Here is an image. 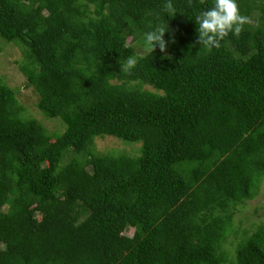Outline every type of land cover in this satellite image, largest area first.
<instances>
[{
    "label": "trees",
    "instance_id": "trees-1",
    "mask_svg": "<svg viewBox=\"0 0 264 264\" xmlns=\"http://www.w3.org/2000/svg\"><path fill=\"white\" fill-rule=\"evenodd\" d=\"M166 2L0 0L39 113L0 77V264H264V222L234 223L264 178V0H237L249 22L210 52L214 0Z\"/></svg>",
    "mask_w": 264,
    "mask_h": 264
},
{
    "label": "rangeland",
    "instance_id": "rangeland-1",
    "mask_svg": "<svg viewBox=\"0 0 264 264\" xmlns=\"http://www.w3.org/2000/svg\"><path fill=\"white\" fill-rule=\"evenodd\" d=\"M130 44H133L138 54L143 55L146 53L145 48L141 45L138 46L136 42H130ZM0 47V77L3 78L8 86L19 88L20 95H18V99L20 101H25L26 97L30 98V101L26 102L28 103V105H26L28 113L38 118L39 113L31 103V101H34V94L24 85L25 80L18 71V62L21 61L22 57L21 50L15 45L6 43H0ZM54 124L53 122H48L47 127L52 128ZM139 145L141 144H125L111 137L95 140V149L100 153L113 152L116 154L122 153L129 156H136L138 154ZM260 221L264 222V178L261 181L257 196L253 200L248 201L244 208L236 213L234 218L235 226L240 230L256 225ZM131 234L132 230H127L125 232L126 236H131ZM231 240L232 237L230 238V241Z\"/></svg>",
    "mask_w": 264,
    "mask_h": 264
},
{
    "label": "clouds",
    "instance_id": "clouds-1",
    "mask_svg": "<svg viewBox=\"0 0 264 264\" xmlns=\"http://www.w3.org/2000/svg\"><path fill=\"white\" fill-rule=\"evenodd\" d=\"M164 11L168 17L176 15L177 9L174 7L173 0H167ZM248 22V17L240 14L237 0H214L209 9L195 17L198 43L210 52L213 48H218L221 41L230 33L238 36ZM167 32V25H157L145 33V45L151 52L157 46L161 52L165 51L168 41L164 39V36ZM136 63L137 58L130 56L124 66L131 69Z\"/></svg>",
    "mask_w": 264,
    "mask_h": 264
}]
</instances>
